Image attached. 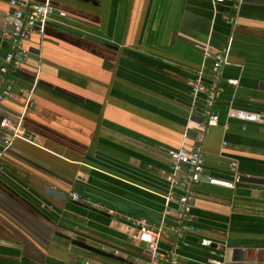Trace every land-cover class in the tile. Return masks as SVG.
<instances>
[{
    "label": "crops",
    "instance_id": "obj_1",
    "mask_svg": "<svg viewBox=\"0 0 264 264\" xmlns=\"http://www.w3.org/2000/svg\"><path fill=\"white\" fill-rule=\"evenodd\" d=\"M51 2L67 16L26 40L22 69L0 71V89L13 85L0 122L23 115L33 141L15 138L0 157V238L39 264H146L136 225L145 221L162 228L161 247L179 264H209L224 249L227 264H264V123L230 116H264V0ZM11 12L0 0V68ZM206 43L230 45V55L213 107L219 123L204 133L206 95L194 100L191 82L203 68L211 80L212 59L197 47ZM181 147L201 149L204 175L242 178L233 188L206 177L193 185L182 239L173 228L184 189L171 183L168 154ZM0 264L20 259L0 254Z\"/></svg>",
    "mask_w": 264,
    "mask_h": 264
},
{
    "label": "built area",
    "instance_id": "obj_2",
    "mask_svg": "<svg viewBox=\"0 0 264 264\" xmlns=\"http://www.w3.org/2000/svg\"><path fill=\"white\" fill-rule=\"evenodd\" d=\"M212 1L214 3L231 1L238 4L243 2V0ZM10 6L12 11L10 19L11 50L7 53L4 63L0 68V71L4 74L22 69L25 62L28 61L30 52L25 42L33 33L38 32L43 34L50 20L57 19V17L65 18L67 16V12L58 9L51 0H10ZM197 47L203 51L206 58L212 59L210 82L205 83L203 80L205 68L201 70L199 78L191 82V94L194 100L201 92H204L206 95L205 118L200 125V129L202 132L207 133L219 123V115L213 111V107L215 101L221 94L222 71L226 64L229 63L230 45L219 50H213L207 43L198 44ZM228 81L231 84L238 83L236 79H230ZM12 90L13 85L11 83H5L0 89V102L7 99ZM22 116L17 121L11 117H4L1 120L0 140L2 142V148L0 149V157L12 146L15 138L33 142L25 135L22 129ZM230 116L264 123V116L261 114L243 110H230ZM168 154L173 165V172L169 177L171 183L172 185L181 186L184 189V193L177 200L179 204V210L177 212L178 225L173 228L178 237L182 239L184 237L182 223L190 218V200L193 198V185L206 177V180L210 183L233 188L240 181L241 176L235 175L233 179L228 180L216 176L204 175L205 160L200 148L190 151L184 147L174 148L170 149ZM71 198L79 201L81 196L73 192L71 193ZM170 199L171 196L168 195L166 198L167 204ZM136 225L138 239L147 246L149 259L146 264H179V259L174 251H166L161 247V227L155 228L145 221L136 222ZM189 229L193 230L194 226H189ZM214 243L216 241L208 237H202L201 239V244L206 247H212ZM227 245V242L222 244V246ZM223 251L224 253H221L220 257L215 258L209 264H227L226 249Z\"/></svg>",
    "mask_w": 264,
    "mask_h": 264
},
{
    "label": "water",
    "instance_id": "obj_3",
    "mask_svg": "<svg viewBox=\"0 0 264 264\" xmlns=\"http://www.w3.org/2000/svg\"><path fill=\"white\" fill-rule=\"evenodd\" d=\"M63 29L65 31L70 32V33L79 34L78 32H76V31H74L72 29L66 28V27H64ZM241 179H240V181H241ZM190 202H191V200H190ZM67 237L71 238L69 236H67ZM71 241H72V244L75 245L77 248L86 250V251H88V252H90L92 254H98V255H102V256L111 255V254L103 251L102 249H100L98 247H95L93 245L88 244L82 238H79V237L71 238ZM0 254L18 258V259H20V264H39L37 262L32 261L31 259H29L28 257H26L23 254V250H22L21 244H19L17 242H14V241H11V240L4 239V238H0Z\"/></svg>",
    "mask_w": 264,
    "mask_h": 264
}]
</instances>
